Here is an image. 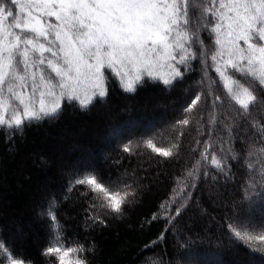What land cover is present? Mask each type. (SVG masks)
I'll return each mask as SVG.
<instances>
[{"label":"trees","instance_id":"obj_1","mask_svg":"<svg viewBox=\"0 0 264 264\" xmlns=\"http://www.w3.org/2000/svg\"><path fill=\"white\" fill-rule=\"evenodd\" d=\"M200 36L208 58L180 65L182 78L171 85L142 73L127 92L105 69L107 94L87 108L63 98L55 118L0 128V241L8 249L33 264H58L56 255L42 253L59 231L65 247L85 248L89 264H264L259 241L238 242L228 229L240 222L261 231L264 90L224 68L257 92L245 115L225 87L232 81L216 72L221 58H210L214 37ZM197 95L201 100L186 112ZM185 118L187 125L177 123ZM153 137L156 147L178 144L177 154L165 158L147 148L143 141ZM213 155L223 171L211 163ZM92 171L135 190L122 214L73 183ZM53 198L56 229L47 215Z\"/></svg>","mask_w":264,"mask_h":264},{"label":"snow or ice","instance_id":"obj_2","mask_svg":"<svg viewBox=\"0 0 264 264\" xmlns=\"http://www.w3.org/2000/svg\"><path fill=\"white\" fill-rule=\"evenodd\" d=\"M202 32L214 37L216 47L210 55L214 63L227 52L225 68L230 66L234 74L255 82V89L264 90V0H0V128L20 129L30 121L55 118L61 98L78 99L81 108H87L93 96L107 94L102 87L105 69L120 78L127 92L135 91L142 71L156 78L153 70L157 68L172 69L173 78L163 79L166 86L171 85L182 78L180 65L187 67L198 56L208 58ZM216 72L232 81L234 88L227 83L225 87L247 115L257 103L255 89L225 76L220 67ZM90 88L94 89L91 95ZM200 100L197 95L185 111L191 113ZM177 123L187 125L189 119ZM154 139L143 143L161 157L177 154L178 144L156 147ZM124 150L131 151V144L124 145ZM211 163L223 171L216 155ZM73 183L87 185L96 193L94 199L101 201L100 207L116 214H122L129 197L136 195L130 184L105 180L95 171ZM56 209L53 198L47 215L54 229ZM228 229L236 241L248 245L259 241L264 251V223L258 233L240 222L229 224ZM85 251L83 246L65 247L56 231L42 254L56 255L58 264H89L82 255ZM0 259L6 264H33L3 241Z\"/></svg>","mask_w":264,"mask_h":264},{"label":"rangeland","instance_id":"obj_3","mask_svg":"<svg viewBox=\"0 0 264 264\" xmlns=\"http://www.w3.org/2000/svg\"><path fill=\"white\" fill-rule=\"evenodd\" d=\"M227 59V52H225V55H224V57L223 58H221V66H223L222 68H221V70L224 72V68H225V65H224V60H226ZM245 64H246V62H244ZM230 67V66H229ZM112 71V70H111ZM142 73H143V71H142ZM168 74H169V79H172L173 78V75H174V73L172 72V69L171 68H168V67H164V68H157V69H155V70H153V76L154 77H156L155 79H157V80H162V79H168ZM146 75V74H145ZM147 76V75H146ZM224 77V76H223ZM118 79H119V82H120V84H121V80H120V78L118 77ZM103 86V85H102ZM230 86H232L233 87V85L231 84ZM92 91H94V89H89V94L91 95V92ZM94 97V96H93ZM92 97V98H93ZM80 98L82 99L83 98V90H81V92H80ZM61 99H63V98H61ZM73 100H75V101H77L78 103H79V100L78 99H73ZM80 104V103H79ZM38 106V105H37ZM262 223H264V217H262ZM248 262H249V264H254L253 262H252V260H248ZM237 264H242L239 260L237 261Z\"/></svg>","mask_w":264,"mask_h":264}]
</instances>
